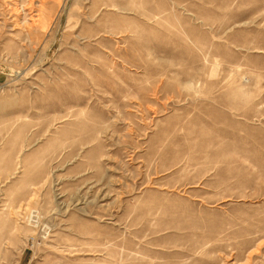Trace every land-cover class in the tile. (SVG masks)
<instances>
[{"label": "rangeland", "instance_id": "rangeland-1", "mask_svg": "<svg viewBox=\"0 0 264 264\" xmlns=\"http://www.w3.org/2000/svg\"><path fill=\"white\" fill-rule=\"evenodd\" d=\"M264 264V0H0V264Z\"/></svg>", "mask_w": 264, "mask_h": 264}, {"label": "crops", "instance_id": "crops-1", "mask_svg": "<svg viewBox=\"0 0 264 264\" xmlns=\"http://www.w3.org/2000/svg\"><path fill=\"white\" fill-rule=\"evenodd\" d=\"M29 259L26 257H23V255H21L18 264H29Z\"/></svg>", "mask_w": 264, "mask_h": 264}]
</instances>
